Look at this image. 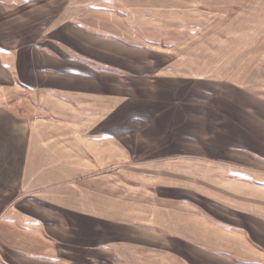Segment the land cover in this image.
<instances>
[{
    "label": "rangeland",
    "instance_id": "374dc122",
    "mask_svg": "<svg viewBox=\"0 0 264 264\" xmlns=\"http://www.w3.org/2000/svg\"><path fill=\"white\" fill-rule=\"evenodd\" d=\"M62 6L68 7L70 18L93 20L99 27L83 32L91 38L88 46L84 37L79 39L91 57L106 61L111 56L112 65L96 66L114 73L113 84L110 79L104 92L96 89L87 103L93 122L104 121V126L91 128L92 134L109 130L113 136L109 150L100 151L106 147L105 137L104 143L103 136L96 142L100 166L113 146V163L109 153L103 170L109 183L114 182V224L110 216L107 225L99 224V246L91 250L95 253L65 256L67 264L71 258L80 264H195L181 242L177 246L173 233L197 238L204 230L227 241L223 231L235 230L227 219L240 225L236 230L245 236L246 228L257 223L245 212L232 214L226 196L209 186L218 184L225 172L218 156L220 139L225 138L226 115L236 114L226 104L251 105L264 121V0H0V20L5 21L0 26L5 32L15 22L11 17L28 18L34 11L39 16L48 9L55 13ZM66 50L64 58L73 57ZM83 56L87 62L89 57ZM22 97L29 112L21 113H41L31 98ZM238 111L243 124H249L251 112ZM262 138L257 141L245 132L242 150H249L251 141L264 150ZM244 167L231 176L259 182L247 193L233 181L237 194L248 197L252 192L251 197L260 198L264 215V175L247 173L250 168ZM100 202L106 206V199L100 197ZM238 264H264V248Z\"/></svg>",
    "mask_w": 264,
    "mask_h": 264
},
{
    "label": "crops",
    "instance_id": "0c3cea01",
    "mask_svg": "<svg viewBox=\"0 0 264 264\" xmlns=\"http://www.w3.org/2000/svg\"><path fill=\"white\" fill-rule=\"evenodd\" d=\"M60 8L55 13L51 9L39 11V16L34 11L28 18L11 17L15 22L5 32L0 26V264H67L65 256L95 253L91 250L99 246V224L107 225L109 216L114 224V182L109 183L103 170L104 165H109V153L113 163V146L103 155L106 160L102 166L98 156L105 148L109 150L113 136L109 130L92 134L91 128L104 126V121L93 122L89 114L92 108L87 104L96 89L104 92L110 79L113 84L114 73L96 66L112 65L111 56L106 55L104 61L83 51L86 47L80 35L88 46L91 38L83 32H96L98 26L93 20L70 18L67 6ZM4 23L0 20V25ZM35 31L43 33L31 37ZM19 33L24 35L23 40ZM63 49L72 51L73 57L64 58ZM83 55L89 57L87 62ZM24 94L38 105L42 115L21 113L29 112V108H23ZM226 106L236 114L226 115L225 138L220 139L218 156L225 172L217 178L218 184L208 186L218 190L219 196H226L232 214L245 212L257 225L250 230L245 227L247 233L243 236L241 230H236L240 225L232 221H224L234 227L230 231L212 223V227L226 233L227 241H218L204 230L197 238L188 233L175 236L172 232L177 246L181 242V248L195 264H238L246 261L253 250L264 248V228L259 230L260 222L264 224V215L258 208L260 198L251 197L252 192L240 197L233 182L240 183L242 191L248 193L259 180L252 178L248 182L232 177L235 171H245L244 166L250 168L247 173L264 175V150L253 141L249 150H242L245 132L257 141L264 137V121L251 105L242 108L235 101ZM239 109L251 112L249 124H243L244 115ZM91 136L100 139L92 140ZM102 136L106 147L103 144L100 150L96 141ZM100 197L102 201L106 199V206ZM237 199H243V204H237ZM74 263L80 264L71 258L70 264Z\"/></svg>",
    "mask_w": 264,
    "mask_h": 264
}]
</instances>
